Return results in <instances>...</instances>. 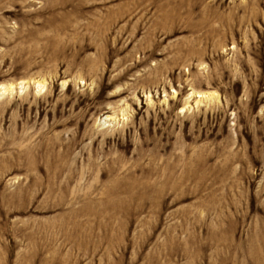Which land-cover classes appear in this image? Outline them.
I'll return each mask as SVG.
<instances>
[{
	"label": "rangeland",
	"instance_id": "374dc122",
	"mask_svg": "<svg viewBox=\"0 0 264 264\" xmlns=\"http://www.w3.org/2000/svg\"><path fill=\"white\" fill-rule=\"evenodd\" d=\"M0 264H264V0H0Z\"/></svg>",
	"mask_w": 264,
	"mask_h": 264
}]
</instances>
